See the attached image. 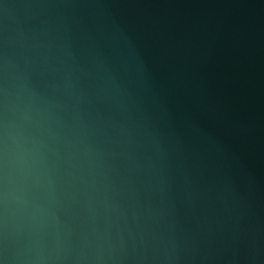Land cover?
Wrapping results in <instances>:
<instances>
[{"label":"water","instance_id":"1","mask_svg":"<svg viewBox=\"0 0 264 264\" xmlns=\"http://www.w3.org/2000/svg\"><path fill=\"white\" fill-rule=\"evenodd\" d=\"M264 0H0V264H223Z\"/></svg>","mask_w":264,"mask_h":264}]
</instances>
